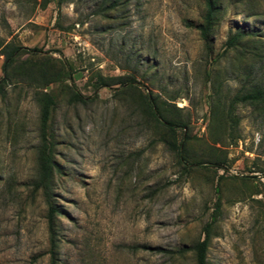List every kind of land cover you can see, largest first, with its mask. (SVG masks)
Listing matches in <instances>:
<instances>
[{"label":"rangeland","instance_id":"1","mask_svg":"<svg viewBox=\"0 0 264 264\" xmlns=\"http://www.w3.org/2000/svg\"><path fill=\"white\" fill-rule=\"evenodd\" d=\"M41 1L0 0V40L40 49L18 57L21 71L58 69L60 59L72 78L42 87L36 75L15 76L0 95V264H49L46 205L31 184L41 91L57 97V264H195L192 251L157 248L192 246L217 199L208 264H264V111L230 106L264 84V0H219L209 54L196 28L204 0H120L112 9ZM236 30L245 35L225 48ZM98 76L110 86L96 88ZM73 90L87 102L71 101ZM148 92L180 123L174 134L145 112ZM185 135L186 165L167 143Z\"/></svg>","mask_w":264,"mask_h":264},{"label":"trees","instance_id":"2","mask_svg":"<svg viewBox=\"0 0 264 264\" xmlns=\"http://www.w3.org/2000/svg\"><path fill=\"white\" fill-rule=\"evenodd\" d=\"M51 0H42L41 5L45 7ZM106 3L105 8H116L120 3V0H104ZM205 11L203 14L202 23L196 25L199 31V35L203 41V46L206 54H209L212 50L211 43L209 40V35L212 28L216 22L218 10H219V0H204ZM245 35L241 30H236L231 36H229L225 42V48H231L238 44L239 40ZM40 49L37 47L28 48L26 46L18 45L13 42H4L0 40V54L4 56L2 64V75L0 77V95L4 96L6 93V86L13 82L15 76H35L40 79L41 86H48L50 83L64 81L66 79H71V69L68 65L57 59L60 62L58 69L51 70L49 68H44L39 66L37 68L30 67L27 71H21L22 68L18 64V57L24 52L37 53ZM47 67V66H46ZM131 82H135L134 78L131 77ZM116 82L123 84L124 80L121 77H116ZM96 88L101 86H110V83L102 76H98L95 79ZM40 100V145H38L37 150V178L32 181V190L34 192H39L43 197L44 203L46 205V222L48 231V256L49 264H57L56 257V239H55V218L60 213V210L54 202V196L52 192V177L56 171H58V165L53 158V145H52V133L50 130L49 119L51 117L52 110L56 104L57 97L48 93L46 91H41L39 97ZM71 101H78L86 103L88 97L82 95L79 91L73 90L70 96ZM144 100V110L147 115L159 124L167 127L168 131L172 134L175 133L176 128L180 126V123L170 120L164 116L160 107L158 106L156 100L152 96V92L143 95ZM247 103L256 106L257 108H262L264 111V84L255 85L250 89L235 94L230 100V106L233 107L237 103ZM231 110H229V113ZM184 126V125H182ZM186 135L176 143L173 139L167 141L168 147L176 153L179 161L188 164L185 161L186 153ZM193 165H200L199 162L191 163ZM217 165V163H216ZM223 178V175H219V180ZM218 186L216 190L218 191ZM219 199L216 200L215 210L210 215V220L207 221L202 227V237L198 239L192 246H183L176 249H158L169 254L185 255L186 252L192 251L194 253L195 264H208L207 252L209 243L212 237V228L214 221L216 220V213L219 210Z\"/></svg>","mask_w":264,"mask_h":264}]
</instances>
